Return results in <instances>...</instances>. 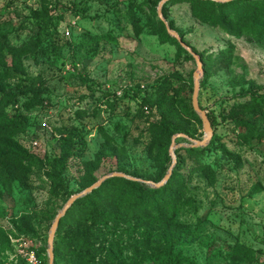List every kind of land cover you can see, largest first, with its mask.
I'll use <instances>...</instances> for the list:
<instances>
[{"label":"rangeland","instance_id":"374dc122","mask_svg":"<svg viewBox=\"0 0 264 264\" xmlns=\"http://www.w3.org/2000/svg\"><path fill=\"white\" fill-rule=\"evenodd\" d=\"M143 1L0 0V98H18L0 114V129L15 116L26 117L14 142L37 157L33 165H10L0 148V264H29L16 242L21 238L26 253L48 264L57 215L104 176L125 171L154 178L160 165L169 171L172 163L149 150L148 128L164 121L157 101L166 78L177 92L171 90V97L192 100L197 64L163 42L150 11L134 8ZM153 1L159 7L163 0ZM132 5L136 24L127 15ZM41 11L48 18H37ZM169 22L192 50L209 56L202 62L209 71L201 74L199 105L214 113L211 126L223 148L195 159L186 152L190 143L178 140L184 164L176 206L140 217L122 209L120 221L94 229L76 213L58 228L55 241L64 251L55 264H79L82 257L86 264H155L150 255L171 241L181 264H264V119L243 116L246 124L238 128L223 112L249 99H235L243 88L264 95V38L236 37L202 23L186 3L169 8ZM25 46L33 51L15 54ZM29 100L37 105L26 110ZM178 112L175 120L183 117L203 140L202 121L182 107ZM59 130L77 152L66 171L49 160L59 150ZM33 143L39 146L33 149ZM76 237L97 242L89 241L85 251L68 248Z\"/></svg>","mask_w":264,"mask_h":264},{"label":"trees","instance_id":"16d2710c","mask_svg":"<svg viewBox=\"0 0 264 264\" xmlns=\"http://www.w3.org/2000/svg\"><path fill=\"white\" fill-rule=\"evenodd\" d=\"M44 4L48 3V0H43ZM136 3V2H135ZM158 1L145 0L143 3L135 4L134 8L137 11L143 13L144 9L150 11V14L157 21V26L161 30V37H163V42H169L178 47L179 54L185 55L188 59L192 60L193 57L181 47L179 42L171 37L167 32L166 25L158 17ZM179 3H186L192 9L193 15L200 22L205 24H211L217 28H220L227 34H231L236 37H242L246 34H251L264 38V0H233L231 2L220 3L212 0H172L167 2L162 8V14L166 21H168L169 8L173 7ZM48 11V8L45 7ZM128 17L132 20L133 24H136V13L132 10L128 11ZM47 17L44 11L36 13V17ZM48 18V17H47ZM168 26L171 30L176 31L181 38L184 40V34L177 30L173 23L169 22ZM185 42V40H184ZM32 48L25 46L22 51H15V54L24 55L30 54ZM197 53L202 62L205 59H209V56H205V53ZM205 73L207 75L209 69L204 66ZM171 90L177 93L173 89V82L170 78H166L162 84V87L158 93V107L162 109L164 121L158 125H151L148 128V133L150 134L151 140L149 143V150L153 154L163 156L166 163H172V159L168 153V148L172 143V137L176 134H184L192 139H197L195 134H193L186 126L182 124V118L180 121L175 120L179 117V107L183 108V111L190 118L196 119L199 123L201 120L195 113L192 100L185 101V99H180L177 101L176 98L171 97ZM237 97L249 98L247 101L240 102L236 101L227 111L224 109L223 112L227 117L232 118L236 123L237 127L241 128L246 122L242 119L243 116L253 115L254 120H259L258 118L264 119V95L259 94L257 91L253 90L251 86L249 89L243 88ZM37 99V97H35ZM18 103V98L13 95H7L2 93L0 98V114L4 115V108L8 104ZM114 103V101H113ZM34 105H37L36 101L32 102L29 100L24 103V108L30 110ZM203 109V108H202ZM175 117V118H174ZM16 121L13 122L14 118L9 119V123L0 129V148L3 150V159L10 165H22L27 161V164L33 165L36 162L37 157L29 151L24 146H19L14 142V137L20 134L26 129L27 118L21 116L19 120L15 116ZM209 120L214 125L216 123V118L214 113L208 114ZM202 124V123H201ZM251 131V130H250ZM59 132V150L51 155L50 163L54 164L55 167L61 168L62 171H66L69 162L73 157L77 155V152H73L69 147V140L64 138V131ZM249 132L246 134L248 135ZM251 138L254 135L249 134ZM264 137V133H260V138ZM180 140V139H179ZM212 148H223L220 145L219 139L214 135L210 145L203 149H187L186 152L191 154L195 159H202ZM178 157V164L173 170L172 177L169 182L160 189H151L150 187L137 183L128 181L122 178H114L105 182L99 189L95 190L90 195L84 197L83 199L77 201L67 212L66 216L60 222L59 228L64 221L72 217L76 213L79 214L82 221L88 222L92 228L103 226L109 222L120 221V210H127L134 216L140 217L145 214L152 212L164 214L166 211L172 210L176 206V201L180 193L181 178L178 174L179 169L183 166L184 161L179 156V150L175 151ZM164 162V161H163ZM158 164L162 162L157 161ZM157 171L155 177L144 178L138 173L130 174V176L135 178L144 179L147 181H153L159 183L165 177L168 167ZM126 175H129L125 171H121ZM86 186L85 188L90 187ZM84 202L83 207H79L80 203ZM92 238V239H91ZM90 239L85 238H72L66 243L68 248L83 247L82 250L85 251L89 249V241L94 239L97 242V237H91ZM88 241V243L86 242ZM174 245L173 242H169L168 245L161 250V252L150 255L149 259L155 264H181V258L174 255L173 252ZM68 250V249H67ZM64 251L62 244L55 241L54 253H55V263L58 261L59 252ZM79 264H86L85 259L82 257L78 260Z\"/></svg>","mask_w":264,"mask_h":264},{"label":"water","instance_id":"95a60500","mask_svg":"<svg viewBox=\"0 0 264 264\" xmlns=\"http://www.w3.org/2000/svg\"><path fill=\"white\" fill-rule=\"evenodd\" d=\"M172 0H163L159 7H158V17L159 19L166 25L167 27V32L168 34L175 38L179 44L181 45V47L183 49H185L196 61L197 64V71L194 73V91H193V96H192V106L193 109L195 111V113L200 117L202 124H203V130H204V139L203 140H196V139H192L190 137H188L187 135L184 134H177L173 137L172 139V143H171V147H170V155L172 157V165L168 171V173L166 174V176L164 177V179L162 181H160L159 183H155L153 181H147L144 179H140V178H135L129 175H126L124 173H112L110 175H106L103 178H101L98 182H96L95 184H93L92 186H90L89 188L85 189L84 191H82L81 193H78L74 196H72L69 201L66 203V205L64 206V208L62 209V211L57 215L51 229H50V233H49V237H48V258H49V263L48 264H55V253H54V244H55V238H56V233L58 231L60 222L62 221V219L66 216L67 212L69 211V209L79 200L83 199L84 197L90 195L91 193H93L95 190L99 189L105 182L114 179V178H122V179H126L128 181H132V182H137L143 185H146L148 187H150L151 189H160L162 187H164L170 180V178L172 177L173 174V170L177 164V156L175 153V150L181 147H184L183 145H178L177 146V141L179 139H184L186 141H188L190 143V145L188 146L189 148H194V149H203L205 147H207L211 140L212 137L214 135L212 126H211V122L208 118V113L203 110L200 105H199V93H200V86H201V74L204 71L203 68V63L199 57V55L197 53H195L183 40V38H181L179 36V34L177 32H175L174 30H171L170 27L168 26L167 21L165 20L163 14H162V8L164 6L165 3L170 2ZM212 1H216V2H220V3H225V2H231L233 0H212Z\"/></svg>","mask_w":264,"mask_h":264},{"label":"built area","instance_id":"2783aa9c","mask_svg":"<svg viewBox=\"0 0 264 264\" xmlns=\"http://www.w3.org/2000/svg\"><path fill=\"white\" fill-rule=\"evenodd\" d=\"M38 143H33L32 147L33 149H36L38 147ZM16 242L19 243V248H20V253L21 255H26L27 261L29 264H38L37 257L35 256L34 253H26L25 251L27 250L28 243L24 241L23 238L21 239H16Z\"/></svg>","mask_w":264,"mask_h":264}]
</instances>
